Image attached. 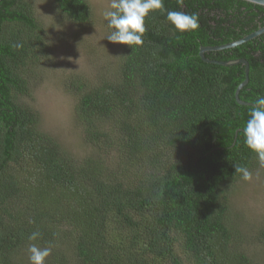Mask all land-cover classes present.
Segmentation results:
<instances>
[{"label":"trees","instance_id":"16d2710c","mask_svg":"<svg viewBox=\"0 0 264 264\" xmlns=\"http://www.w3.org/2000/svg\"><path fill=\"white\" fill-rule=\"evenodd\" d=\"M51 3L64 20L89 22L85 0ZM30 4L0 0V264H29L31 243L52 248L46 264H257L248 246L264 251V224L246 236L228 194L235 166L264 171L242 132L264 96V35L204 53L247 62L243 105L244 66L198 53L263 27L264 8L164 0L167 11L198 14L199 28L174 32L166 12H150L143 45H124L112 80L71 82L90 149L77 159L18 101L28 94L20 69L42 48Z\"/></svg>","mask_w":264,"mask_h":264},{"label":"rangeland","instance_id":"374dc122","mask_svg":"<svg viewBox=\"0 0 264 264\" xmlns=\"http://www.w3.org/2000/svg\"><path fill=\"white\" fill-rule=\"evenodd\" d=\"M29 1L39 26L42 48L35 49L29 57L32 59L26 60L20 69L28 94L18 101L37 114L40 131L53 137L67 154L80 159L90 149L84 147L82 134L74 122L76 99L69 92L70 84L112 80L113 66L125 46L105 37L111 29L102 12L109 0H85L90 19L84 25L61 18L51 0ZM120 167L115 166L114 170ZM251 174V180L240 178L228 194L229 217L243 226L248 237L264 224V171L254 169ZM248 253L254 262L264 264V251L258 244L249 245Z\"/></svg>","mask_w":264,"mask_h":264},{"label":"clouds","instance_id":"9594fccd","mask_svg":"<svg viewBox=\"0 0 264 264\" xmlns=\"http://www.w3.org/2000/svg\"><path fill=\"white\" fill-rule=\"evenodd\" d=\"M179 3L182 5L183 0H179ZM154 11L166 12V19L173 26L174 32L196 31L200 26L198 14L167 11L164 7V0H109L107 9L102 12L107 27L111 29L105 37L116 44L130 47L132 45L142 46L146 32L145 19L150 12ZM249 117L242 129L244 143L256 154L260 167H264V96L257 98ZM235 173L241 174V179L245 181L252 178L251 172L244 166H235ZM41 235L39 230L33 231L28 239L36 241ZM27 252L29 264H46L47 258L52 254V248L50 246L39 247L31 243L28 245Z\"/></svg>","mask_w":264,"mask_h":264},{"label":"water","instance_id":"95a60500","mask_svg":"<svg viewBox=\"0 0 264 264\" xmlns=\"http://www.w3.org/2000/svg\"><path fill=\"white\" fill-rule=\"evenodd\" d=\"M239 1H242V2H245L247 4H251V5H254V6H259V7H262L264 8V0H239ZM264 32V28L260 29L259 31L255 32L254 34H250L246 37H243L242 39L234 42V43H230V44H227V45H223V46H220V47H212V48H200L199 49V58L205 62V63H208V64H216V65H220V66H233V65H238V64H241L242 66H244V80L241 82V84H239V86L237 87V89L235 90V100L236 102L239 104V105H243L244 103L239 101L238 98H237V95H238V91L247 83L248 81V65H247V62L243 59H239V60H233V61H227V62H217V61H211V60H208L204 57V53L205 52H208V51H218V50H223V49H229V48H232V47H235L237 45H240L242 43H245L251 39H253V37L257 36L258 34Z\"/></svg>","mask_w":264,"mask_h":264},{"label":"flooded vegetation","instance_id":"af4514ba","mask_svg":"<svg viewBox=\"0 0 264 264\" xmlns=\"http://www.w3.org/2000/svg\"><path fill=\"white\" fill-rule=\"evenodd\" d=\"M262 28H264V26L263 27H258V29L256 30V31H254V32H252L251 34H254L255 32H257V31H259L260 29H262ZM250 35V34H249ZM262 35H264V32H262V33H260V34H258L257 36H255V37H253V40L255 39V38H259L260 36H262ZM248 36V35H247ZM246 37V36H245ZM252 40V39H251ZM250 41V40H249ZM231 43H234V42H231ZM230 44V43H229ZM242 44H244V43H242ZM225 45H227V44H225ZM241 45V44H240ZM240 45H237V46H240ZM221 46H223V45H221ZM237 46H235V47H237ZM235 47H232V48H235ZM209 48V47H208ZM238 60V59H237Z\"/></svg>","mask_w":264,"mask_h":264}]
</instances>
